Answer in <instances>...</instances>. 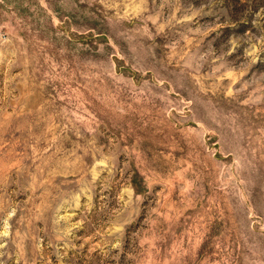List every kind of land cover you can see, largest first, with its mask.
Masks as SVG:
<instances>
[{"label": "rangeland", "instance_id": "obj_1", "mask_svg": "<svg viewBox=\"0 0 264 264\" xmlns=\"http://www.w3.org/2000/svg\"><path fill=\"white\" fill-rule=\"evenodd\" d=\"M0 264H264V0H0Z\"/></svg>", "mask_w": 264, "mask_h": 264}]
</instances>
